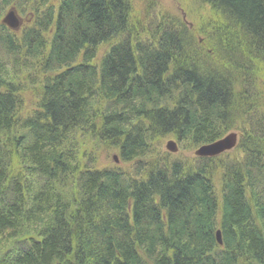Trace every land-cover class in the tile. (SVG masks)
<instances>
[{
    "label": "trees",
    "instance_id": "16d2710c",
    "mask_svg": "<svg viewBox=\"0 0 264 264\" xmlns=\"http://www.w3.org/2000/svg\"><path fill=\"white\" fill-rule=\"evenodd\" d=\"M200 1L220 65L177 21L142 38L132 0L15 2L33 22L0 25V264H264V0ZM234 127V153L146 161L151 141ZM95 144L132 167H97Z\"/></svg>",
    "mask_w": 264,
    "mask_h": 264
},
{
    "label": "rangeland",
    "instance_id": "374dc122",
    "mask_svg": "<svg viewBox=\"0 0 264 264\" xmlns=\"http://www.w3.org/2000/svg\"><path fill=\"white\" fill-rule=\"evenodd\" d=\"M192 0H133L134 5V15L136 17L144 18L145 11H148V17H157L160 13L171 15L175 19H179L180 15H183V12L185 15H187L188 19L194 23L193 25V32L195 34H199V32L203 30H208L207 24L210 23V21L213 18V13L205 6H202L199 9L192 10L191 7ZM138 19V18H136ZM135 19V20H136ZM140 23V21H138ZM137 32H140L136 30ZM210 37L209 33L206 36V39L204 40V44L207 46L209 44ZM99 48V47H98ZM105 49L104 47H101L99 51L97 50V54L99 57H101L104 53ZM258 83L260 86H264V83L261 82V80L258 78ZM37 91V90H35ZM33 99H35V94H32L28 101L33 102ZM30 103L26 105V111L29 110ZM25 112V111H24ZM236 129V128H235ZM169 140H174L177 144L178 151L176 155L166 154L164 149L167 145V142ZM157 147L152 144V141L150 143V154L148 157H146V161H160V165H167L169 162H174L173 157H179L182 158V160L186 163L187 167H194V151L196 148L189 144L188 142H179L177 141L173 136H166L165 138H162L158 144ZM94 159L96 166H104V167H110L113 165V160L110 158V151L106 150V146H100L99 144L94 145ZM236 152V151H234ZM232 152V153H234ZM90 162V161H89ZM120 165L123 167H132L131 163H122L118 161ZM165 162V163H164ZM220 169L221 167H218L217 169L213 170V179L216 185V188L219 189L220 187Z\"/></svg>",
    "mask_w": 264,
    "mask_h": 264
},
{
    "label": "bare ground",
    "instance_id": "6f19581e",
    "mask_svg": "<svg viewBox=\"0 0 264 264\" xmlns=\"http://www.w3.org/2000/svg\"><path fill=\"white\" fill-rule=\"evenodd\" d=\"M131 12L132 11L129 10L128 11V14H127L128 20H129V17H130V23L131 24L133 23L134 17H135V19L138 18V19H136V22H138L139 19H140V17H136L134 15V12H132V13ZM132 14H133V16H132ZM140 20H141V22L143 23L144 26L147 27V26L150 25L149 17H148V11H145L144 18H141ZM207 26L210 27V29H213L214 30L212 23H208ZM172 28L173 29L175 28V29L179 30V28L177 26H175V25H173ZM180 28H181V26H180ZM213 32L215 33L216 31H213ZM194 36L196 38H198L199 40H203L204 41L206 39L203 36L198 35V34H194ZM208 42H209V46L206 47V48H199V51L201 53H203L204 55L206 54L209 57H212L215 60L217 59L216 61H217L218 65H220V63H222V56L220 55V52L217 50V48L212 43V41H208ZM225 61H226V64L225 65H227V63H230V60H228V58H225ZM202 66H204V65H199L198 66L200 69L201 68H204V70L202 72H205V73L210 72L209 71V68L207 67V66H210L212 68V70H214L216 72L219 71L221 73V70L218 69V68H216V65L215 64H213V65H211V64L209 65L208 64V65H205L204 67H202ZM259 73H261V72H259ZM256 74H258V73H256ZM29 108H30V106H29ZM255 109L257 111V115L256 116H259L258 118L264 117V101L261 104H259ZM24 111H25L26 114L29 113V110L26 111V106L24 107ZM24 116H27V115H24ZM105 148H106V150H109L110 151V158L111 159H119V161L122 162L121 155L119 154V150H118L117 147H113V146L106 145ZM122 163L124 164V162H122ZM82 164L85 165L86 164L85 161ZM120 166H122V165H120ZM217 231L218 230L216 229V238H217Z\"/></svg>",
    "mask_w": 264,
    "mask_h": 264
},
{
    "label": "water",
    "instance_id": "95a60500",
    "mask_svg": "<svg viewBox=\"0 0 264 264\" xmlns=\"http://www.w3.org/2000/svg\"><path fill=\"white\" fill-rule=\"evenodd\" d=\"M6 22H8L10 25L12 26H16V23H13L12 21H9L7 18L5 19ZM219 144H222V147L220 149H225V148H230L234 145V139L233 136H229L226 139L219 141L217 143H214L212 145L209 146H204L202 147L198 153L200 154H213V153H217L218 149H216ZM171 148V147H170ZM217 239L219 241V243H222V237H221V232L220 230L217 231Z\"/></svg>",
    "mask_w": 264,
    "mask_h": 264
}]
</instances>
